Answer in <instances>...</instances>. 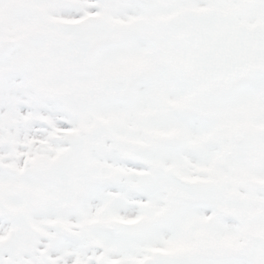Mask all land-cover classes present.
Here are the masks:
<instances>
[{"label": "snow or ice", "instance_id": "snow-or-ice-1", "mask_svg": "<svg viewBox=\"0 0 264 264\" xmlns=\"http://www.w3.org/2000/svg\"><path fill=\"white\" fill-rule=\"evenodd\" d=\"M0 264H264V0H0Z\"/></svg>", "mask_w": 264, "mask_h": 264}]
</instances>
